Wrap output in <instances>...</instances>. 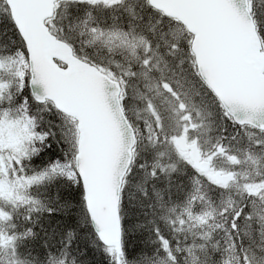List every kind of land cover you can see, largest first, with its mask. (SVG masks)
Wrapping results in <instances>:
<instances>
[{
  "label": "snow or ice",
  "instance_id": "obj_1",
  "mask_svg": "<svg viewBox=\"0 0 264 264\" xmlns=\"http://www.w3.org/2000/svg\"><path fill=\"white\" fill-rule=\"evenodd\" d=\"M245 37L264 0H0V264H264Z\"/></svg>",
  "mask_w": 264,
  "mask_h": 264
},
{
  "label": "water",
  "instance_id": "obj_2",
  "mask_svg": "<svg viewBox=\"0 0 264 264\" xmlns=\"http://www.w3.org/2000/svg\"><path fill=\"white\" fill-rule=\"evenodd\" d=\"M262 43L259 40H252L251 38H243L241 41H240V47L245 51V52H251V50L254 48V47H257V46H260ZM103 162V152L101 154V163Z\"/></svg>",
  "mask_w": 264,
  "mask_h": 264
},
{
  "label": "trees",
  "instance_id": "obj_3",
  "mask_svg": "<svg viewBox=\"0 0 264 264\" xmlns=\"http://www.w3.org/2000/svg\"><path fill=\"white\" fill-rule=\"evenodd\" d=\"M261 42L264 43V38H260ZM137 196H139V193H136Z\"/></svg>",
  "mask_w": 264,
  "mask_h": 264
}]
</instances>
